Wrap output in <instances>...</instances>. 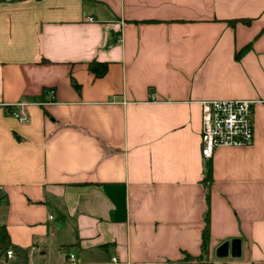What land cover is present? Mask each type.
<instances>
[{
    "label": "crops",
    "instance_id": "1",
    "mask_svg": "<svg viewBox=\"0 0 264 264\" xmlns=\"http://www.w3.org/2000/svg\"><path fill=\"white\" fill-rule=\"evenodd\" d=\"M204 99L253 143L202 158ZM0 187V264H264V0H0Z\"/></svg>",
    "mask_w": 264,
    "mask_h": 264
},
{
    "label": "built area",
    "instance_id": "2",
    "mask_svg": "<svg viewBox=\"0 0 264 264\" xmlns=\"http://www.w3.org/2000/svg\"><path fill=\"white\" fill-rule=\"evenodd\" d=\"M253 100L248 99H204L200 101V155L204 159L212 156L219 146H248L253 143ZM7 112L20 122L28 121L24 103L9 105ZM1 190V187H0ZM49 218H52L49 215ZM6 258L12 250L4 251ZM71 264H77L73 253L67 257ZM116 257L103 264H117Z\"/></svg>",
    "mask_w": 264,
    "mask_h": 264
},
{
    "label": "trees",
    "instance_id": "3",
    "mask_svg": "<svg viewBox=\"0 0 264 264\" xmlns=\"http://www.w3.org/2000/svg\"><path fill=\"white\" fill-rule=\"evenodd\" d=\"M88 69L95 75V76H102L105 74L106 70H107V64L104 62H90L88 64ZM206 176L209 179L211 176V168L210 166H207L206 168ZM0 238L1 240H3L4 238V231L2 229H0ZM208 239H209V232H208V227H207V213L205 215V227L202 233V242H201V246L203 249H205L207 247L208 244ZM190 256H186V258L188 259Z\"/></svg>",
    "mask_w": 264,
    "mask_h": 264
},
{
    "label": "water",
    "instance_id": "4",
    "mask_svg": "<svg viewBox=\"0 0 264 264\" xmlns=\"http://www.w3.org/2000/svg\"><path fill=\"white\" fill-rule=\"evenodd\" d=\"M227 247V243H223L222 245H221V249H225ZM232 255L233 256H237L238 255V245H235V246H233L232 247Z\"/></svg>",
    "mask_w": 264,
    "mask_h": 264
}]
</instances>
